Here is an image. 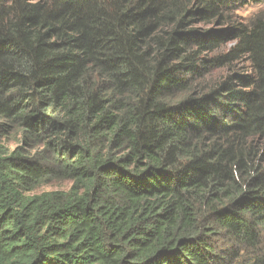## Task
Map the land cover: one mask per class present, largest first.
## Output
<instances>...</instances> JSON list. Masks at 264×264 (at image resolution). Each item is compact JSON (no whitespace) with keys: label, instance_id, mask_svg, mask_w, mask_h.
Wrapping results in <instances>:
<instances>
[{"label":"trees","instance_id":"1","mask_svg":"<svg viewBox=\"0 0 264 264\" xmlns=\"http://www.w3.org/2000/svg\"><path fill=\"white\" fill-rule=\"evenodd\" d=\"M262 3L0 0V264H264Z\"/></svg>","mask_w":264,"mask_h":264},{"label":"rangeland","instance_id":"2","mask_svg":"<svg viewBox=\"0 0 264 264\" xmlns=\"http://www.w3.org/2000/svg\"><path fill=\"white\" fill-rule=\"evenodd\" d=\"M258 12H264V3L259 4V5H249L241 10H239L235 14V19L244 22L254 14ZM204 26V25H203ZM233 43H227L225 46L222 47L221 51H225L228 48L231 47ZM219 53V52H218ZM216 55V54H207V58ZM233 70L236 73H241V74H248L249 73V67L248 64L245 62V60H240L237 63L233 65ZM228 71L226 69H216L212 68L209 70L207 74H205V77L200 80L201 83L205 84L206 86H210L213 82H216L223 78L225 75H227ZM13 146V143H10ZM71 186V181L68 180H62V179H57L53 180L51 182H48L47 184H43L36 188L34 190L35 194H40L42 192H47V191H67Z\"/></svg>","mask_w":264,"mask_h":264}]
</instances>
